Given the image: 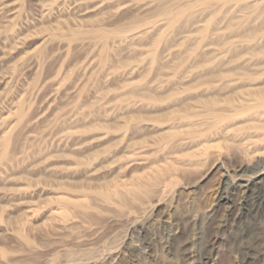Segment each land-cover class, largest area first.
Here are the masks:
<instances>
[{
	"label": "rangeland",
	"instance_id": "obj_1",
	"mask_svg": "<svg viewBox=\"0 0 264 264\" xmlns=\"http://www.w3.org/2000/svg\"><path fill=\"white\" fill-rule=\"evenodd\" d=\"M255 29L264 0H0V264H264V135L204 120Z\"/></svg>",
	"mask_w": 264,
	"mask_h": 264
},
{
	"label": "bare ground",
	"instance_id": "obj_2",
	"mask_svg": "<svg viewBox=\"0 0 264 264\" xmlns=\"http://www.w3.org/2000/svg\"><path fill=\"white\" fill-rule=\"evenodd\" d=\"M245 21H247V19ZM207 31L208 28L205 27L203 29V32L206 33ZM261 31H262L261 29H255L253 33L251 31L250 32L243 31L241 32L240 35H238V39H239L238 42L240 43V45L243 46L245 44V47L240 48L242 49L241 53L246 52L247 54H249V56L251 54V57L252 55L256 56V55L264 54V43L262 44L258 41L261 37H258L259 35H257L258 33H261ZM260 41L262 40L260 39ZM248 75L244 74L242 75V77H239L238 79H235L230 75L229 76L219 75V76L211 77V79H208L203 83L205 84L203 85L204 86L203 91L210 95V101L207 102V105H209V107L205 112L208 118L204 119L205 124L207 126V130L209 129L221 130V128H224L223 126L224 123L236 122L237 124H243V126L248 128L249 130H253L255 132L260 133L259 135H264V67L261 68L259 74L258 73L253 74V75H257V77L256 76L250 77ZM239 83L242 84L241 87L238 86L240 87L239 89H243L244 88L243 85L249 87L246 88V91L244 92H246V94L247 92H249V94H252L254 97L253 100L249 101L245 99H239V105L235 107L232 111H230V113L221 112L220 113L221 115L219 116L213 115L212 111L214 109V106L217 105V97H219L217 92L224 89L225 87L232 86V84H239ZM241 149L244 151L246 156L250 155L248 148L244 146L241 147ZM253 176L255 179H259V178L263 179L264 171L256 172L255 174H253ZM249 183H250V179L244 180L243 184L239 182L240 186L242 185L241 187H247Z\"/></svg>",
	"mask_w": 264,
	"mask_h": 264
}]
</instances>
